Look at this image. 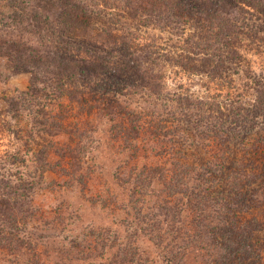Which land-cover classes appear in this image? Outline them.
Here are the masks:
<instances>
[{
    "label": "rangeland",
    "instance_id": "rangeland-1",
    "mask_svg": "<svg viewBox=\"0 0 264 264\" xmlns=\"http://www.w3.org/2000/svg\"><path fill=\"white\" fill-rule=\"evenodd\" d=\"M97 1L105 7L104 0ZM107 1L111 9L119 4L126 9V2ZM189 3L178 23L165 28L139 32L128 20L112 17L124 26L115 31L121 45L138 58L130 66L141 64L150 85L92 83L82 101L64 98L66 131L46 127L39 144H19L6 115L9 101L30 91L35 75L0 58V167L18 179L15 162L20 163L23 178L36 185L27 195L7 189L12 193L7 197L0 188V264H264V110L257 107L264 90V20L243 7L239 19L233 18L243 27L236 46L216 34L210 4ZM253 22L259 24L255 29ZM9 35L36 52L53 49L45 35L27 28ZM69 41L74 55L89 65L103 63L107 69L115 63L106 60L114 50L109 39ZM203 43L212 55L202 53ZM215 54L224 57L217 72L209 64L216 62ZM115 57L119 65L112 73L123 82L130 66L121 53ZM36 85L43 90L41 81ZM59 101L46 109L55 120ZM91 104L101 109L88 112ZM222 155L237 168L217 176V184L204 170ZM37 159L45 169L31 168ZM172 163L185 166V176ZM240 163L247 175L239 174ZM143 170L139 188L136 176ZM193 177L214 200L206 228L181 203L186 182L199 183ZM178 209H184L181 215Z\"/></svg>",
    "mask_w": 264,
    "mask_h": 264
},
{
    "label": "trees",
    "instance_id": "trees-1",
    "mask_svg": "<svg viewBox=\"0 0 264 264\" xmlns=\"http://www.w3.org/2000/svg\"><path fill=\"white\" fill-rule=\"evenodd\" d=\"M120 1L126 2V9H123L121 4H119L120 6L115 5L111 9L113 5L107 3V0L103 1L104 4L106 3L104 8L100 6L97 0H0V32L6 33L5 38L0 36V58H7L10 65L18 72L31 71L35 75V80L30 91L14 96L9 101L10 114L7 111L6 115L10 116L12 121H14L11 128L13 129L14 137L21 140L19 144H39L38 139L41 133L46 131V127H50V129L54 128L60 133L66 131V125L63 122L68 121L69 112L63 102L64 98H77L82 101L83 95L87 93V88L91 87L90 85L94 82L102 83L105 87L111 84L119 85L122 83V86L131 89H136L137 86L144 88L146 85H150V81L147 78L148 73H146L147 75L143 74L141 64L137 65L136 68L130 66V62L138 61V58H133L129 55L130 52H133L129 45L126 43L121 45V37L116 36L115 31L120 33V29L124 26L121 22L122 20L118 24L112 17L116 18V21L119 17L128 20L129 28L141 32L142 28H148L149 26L165 28L171 23L177 24V17L185 15V10H188L187 5L190 4L189 2L193 1L198 6L202 5L203 7L205 5L209 7L210 4L214 14V17L210 15V19H212L211 23H218L216 34L224 36L225 40H234L232 45L236 46L239 43V34L243 30V27L241 24L239 25L235 22L233 18L237 17L239 19L243 7L248 6L252 8L254 16L256 12L259 19L262 18L264 20V0ZM197 11L202 15L201 11L198 9ZM248 13L251 14L252 12ZM254 22L251 29H255L256 25H259ZM26 28L28 32L33 34L41 33L45 35L43 37L53 43V49H44L43 51L39 50V52H36L19 40H9L8 36H10L9 34L12 29L23 30ZM225 30H227V34H224ZM85 37H88V39L97 37L98 39L101 38L102 41L109 39V46L114 47V50H112L113 53H110L106 60L107 62L115 63L108 65L106 69L103 63L89 65L86 60L75 56L74 52L70 50L71 45L68 44L67 40L78 41L79 39H85ZM224 39L221 40L222 43H225ZM66 43L67 46L65 47ZM201 45L203 46L202 53L205 52L204 54L207 56L213 54L207 43ZM117 53H121L124 57L122 61L127 66H130L128 73H122L123 76L121 75L123 82L118 80L117 74L112 73L113 71L116 72V64H118L115 57ZM126 53H128V56ZM230 57L234 60L232 53ZM215 59H217L216 62L214 60L208 63L212 65L211 69L217 72L224 64V57L215 54ZM38 80L43 83L44 88L42 91L36 85L38 84ZM57 99L60 100L57 107L60 109V112L56 115L60 121L53 119L54 117H51L49 111L47 112L46 110L48 105L53 103V101L57 102ZM45 100L47 104H44ZM258 101L257 107L264 110V90L260 91ZM203 108L201 107V110ZM96 109L100 110L101 107L91 104L88 112L95 111ZM84 110L87 111V108L84 107ZM24 118H27L24 122L25 124L23 123ZM30 121H32V124ZM135 121H137V117ZM132 124L134 123L132 122ZM253 143L254 141L251 144ZM262 143L264 144L263 140ZM228 148L234 149L232 144H228ZM69 152L73 155L70 157L75 158L71 148ZM50 153V151L44 153L45 160L51 157ZM59 155L63 157L64 153ZM220 157L222 158L219 161L215 159L208 162L207 168L204 170V173L208 171L210 176H214L217 184L221 183V180L219 181L216 178L217 176L222 177L226 175L227 171H233L234 168H237L236 162L233 163L229 158H223V155ZM15 164L17 170H20L18 172V179L7 174L9 171L3 170L5 169L4 167H0V188L2 187L3 191H6V197L12 195V193L7 192V189L22 191L27 195L28 190L30 191L36 187L35 182H28L27 179L23 178V170H25L21 167L23 165L17 162ZM40 167L45 169L46 164L42 165L37 159L33 162L31 168L37 170ZM172 167L173 169L176 168V172L179 171L182 175L186 173L183 170L186 167L182 164L172 163ZM239 167L244 170L239 174L245 173L247 175L245 171L247 166L240 163ZM250 167L252 168V166L248 168ZM144 175L146 176V171L144 172L143 170L136 176L139 188H142L140 183ZM197 175L199 176L198 173ZM178 178H181L179 179L180 181L184 179V177ZM193 181L199 183L189 187L186 182V189L181 192L183 196L181 203L188 210H193L194 215L196 214V225L202 228L205 226L206 220H208V215L213 212L214 205H211V201L214 200H210V192L200 185L201 181H198V178L193 177ZM138 193L139 195L143 194L141 192ZM4 203L5 201L2 199V204ZM141 203L144 204L145 201ZM218 204L220 203L215 202V205ZM10 206L12 205L9 204L8 207ZM215 210L217 213L218 210ZM183 211L184 209L182 211L178 209L177 213L181 215ZM229 236L230 234L226 237L229 239ZM246 252L249 253V250L245 249Z\"/></svg>",
    "mask_w": 264,
    "mask_h": 264
}]
</instances>
